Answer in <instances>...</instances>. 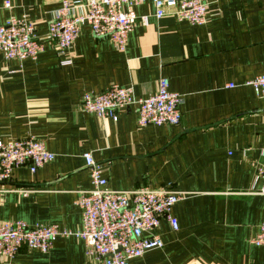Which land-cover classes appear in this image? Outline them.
I'll use <instances>...</instances> for the list:
<instances>
[{
	"label": "crops",
	"instance_id": "1",
	"mask_svg": "<svg viewBox=\"0 0 264 264\" xmlns=\"http://www.w3.org/2000/svg\"><path fill=\"white\" fill-rule=\"evenodd\" d=\"M206 2L207 22L199 26L156 20L151 1L139 6L148 24L139 20L126 52L85 25L62 56L49 42L36 61L0 53V142L33 135L55 155L35 174L18 168L0 185V224L82 230L75 202L91 188L83 158L90 153L113 190L172 186L191 193L172 209L177 231L161 222L163 248L130 264H264V246L251 243L264 223V99L248 85L264 75V0ZM60 5L0 0V26L26 17L45 38ZM162 79L184 98L179 126L141 127L135 108L120 111L116 122L81 109L85 94L112 85L147 99ZM85 250L76 237L58 238L48 253L22 249L0 264H94Z\"/></svg>",
	"mask_w": 264,
	"mask_h": 264
},
{
	"label": "built area",
	"instance_id": "2",
	"mask_svg": "<svg viewBox=\"0 0 264 264\" xmlns=\"http://www.w3.org/2000/svg\"><path fill=\"white\" fill-rule=\"evenodd\" d=\"M148 1L154 5L153 16L158 21L171 17L194 26L207 22L206 0H89L84 6H78L72 0H61L45 38L38 34L36 24L26 17L10 19L0 26V53L8 61H36L49 42L62 56L73 47L85 25L96 38L107 39L118 51L126 52L129 35L139 20L148 24L147 17L139 18L136 13V9ZM6 6L9 8L10 4ZM78 8L84 10L81 15H75ZM248 85L257 97L264 99V75ZM234 87L228 85V88ZM183 103V96L171 92L169 81L162 79L157 92L147 99H137L132 90L112 85L104 93L85 94L81 109L87 114L116 122L120 111L135 108L141 127H175L181 123L180 107ZM83 158L90 174L91 188L80 192L75 202L82 214V230H61L53 224L30 227L23 221L4 222L0 224L1 259L6 262L15 260L22 249L48 253L58 238L76 237L84 242L85 255L94 264H130L148 252L163 248V240L156 234L162 221H167L172 230H178L172 209L191 193L178 191L172 186L113 190L103 175V165L97 163L90 153ZM54 160L55 155L36 136L0 142V185L9 182L18 168L28 167L35 174ZM258 173L264 176V168H259ZM251 243L264 246V223Z\"/></svg>",
	"mask_w": 264,
	"mask_h": 264
}]
</instances>
